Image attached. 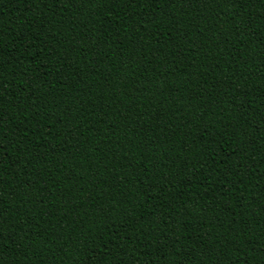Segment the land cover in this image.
<instances>
[{
    "label": "trees",
    "instance_id": "16d2710c",
    "mask_svg": "<svg viewBox=\"0 0 264 264\" xmlns=\"http://www.w3.org/2000/svg\"><path fill=\"white\" fill-rule=\"evenodd\" d=\"M0 264H264V0H0Z\"/></svg>",
    "mask_w": 264,
    "mask_h": 264
}]
</instances>
